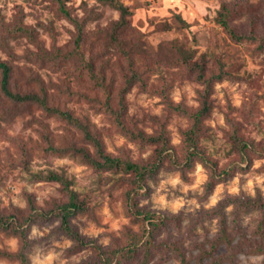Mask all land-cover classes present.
<instances>
[{"label": "rangeland", "instance_id": "obj_1", "mask_svg": "<svg viewBox=\"0 0 264 264\" xmlns=\"http://www.w3.org/2000/svg\"><path fill=\"white\" fill-rule=\"evenodd\" d=\"M62 1L73 17L84 23L87 46L95 40L104 42L97 40L104 38L101 31L111 27L120 16L98 0ZM119 1L129 7V24L135 31V39L146 50L159 52L181 45L195 50L191 61L198 64L192 72L174 59L166 64L159 61L147 73L150 85L134 87L126 96L130 128L148 134L165 129L171 147L180 154L182 130L190 121L184 113L171 110L168 102L180 103L194 112L206 100L211 106L204 121L209 132L200 145L208 164L216 163L217 171L227 172L210 189L208 167L196 161L191 169L182 172L165 157L164 165L150 176L137 200L141 210L170 220L156 237L163 248L149 264H179L176 254L165 242L175 244L186 252L191 264H198L197 253L209 248V242L218 234L217 212L222 207L230 223L239 218V226L248 239L261 240L254 232L261 213L257 208L264 204V41L236 43L216 18L222 5L228 4L230 25L239 34L254 32L258 38H264V0ZM177 15L188 26L183 27ZM18 25L31 28L33 37L8 32ZM76 29L53 0H0V43L5 47L0 45V61H13L18 67L16 74L23 82L32 75L63 91L73 90L78 96H71L68 101L61 97V102L101 131L106 151L123 160L149 166L159 158L161 147L133 141L118 131L95 103L82 101L81 97H98L86 74L70 65L59 67L45 57L57 47L73 48ZM117 57L118 54L109 53L98 66H104L107 74L118 80L123 74L131 73ZM138 66L141 71L149 68V54L139 60ZM223 73V80L211 81ZM79 94L82 95L78 100ZM8 108V104L0 108V212L13 214L20 220L35 211L45 214L29 228L30 264H81L92 257L91 250H77L75 243L59 230L58 219L48 212L66 201L59 183L38 177L50 171L63 173L86 199L90 213L74 218L72 223L87 240L108 248L126 243L130 234L140 233L142 224L126 213L127 190L120 181L121 174L96 171L80 157L67 152L72 141L58 120L49 119L43 128L37 109L15 108L13 113ZM50 131L52 138L46 137ZM244 144L248 147L241 153L240 146ZM50 145L59 147L62 155L51 153ZM18 248L17 238L0 233V249L17 251ZM225 251L222 246L214 255H225ZM0 264L19 263L0 257ZM223 264L229 263L223 261ZM232 264H264V254L244 250L236 253Z\"/></svg>", "mask_w": 264, "mask_h": 264}, {"label": "trees", "instance_id": "obj_2", "mask_svg": "<svg viewBox=\"0 0 264 264\" xmlns=\"http://www.w3.org/2000/svg\"><path fill=\"white\" fill-rule=\"evenodd\" d=\"M53 1L58 5L59 12L76 26V40L73 48L57 47L55 52L45 54V57L51 58L50 60L59 67L70 65L75 70L84 72L92 86V91L97 93L98 97L94 99L83 98L81 97L82 94H79L78 100L81 97L82 101L86 103H95L96 108H100L101 111L110 117L113 126L133 141L146 145H159L161 147L159 158H156L149 166H145L112 156L105 149L101 131L87 119L76 115L73 110L66 106L65 102H61V97H66L68 101L71 96H78L73 93V90L63 91L59 86L46 84L42 78L32 75L23 82L16 74L17 65L9 60L0 61V108L4 109L6 104H8L10 106L8 110L13 113L16 112L15 108L37 109L40 113L39 124L43 128L47 127L46 122L49 119L58 120L64 126L65 135L68 134L72 141V144L66 148L67 152H70L72 156L80 157L96 171H111L121 174L120 181L127 190L125 196L126 213L142 224V230L140 233L130 234L126 243L108 248H102L90 242L73 225V219L89 214L90 207L86 199L81 197V193L72 187L73 183L69 178L63 173L54 171L48 172L46 176H38L42 180L59 183L62 187L66 201L48 212L58 219L59 230L75 243L77 250L92 251L90 261L81 264H149L155 253L160 248H163L162 242L157 243L156 237L170 220L169 217L157 215L149 210H141L137 200L142 195L141 190L147 186L150 176L155 175L164 165L167 160L165 157L168 156L171 159L170 161L176 165V168L182 172L191 169L196 161L202 163L204 167H208L209 178L207 186L210 189H213L219 182L221 175L227 172L226 170L217 171L218 164L216 163L208 164V158H206L204 149L200 145L202 139L208 137L207 133L209 132L204 123L211 112V106L208 101L203 100L202 106L194 112L189 111L186 106L180 103L168 102L171 110L177 113H184L190 121L189 126L182 130V149L181 153L178 154L177 150L173 146L171 147V141L165 129L160 128L155 134H148L144 130L135 131L130 128L131 122L129 121L126 96L134 87L141 86L146 88L150 85V78H147V73L154 70L159 61L162 64H166L176 60L179 66H186L190 71H195L198 68V64L195 61H191L194 58L195 50L192 48L187 49L177 44L159 52L146 50L144 44L137 42L135 39V31L129 24L128 17L131 15L129 7L119 0H98L102 4L116 10L120 16L118 20L111 23V27L101 31V35L103 34L104 38L100 39L98 37L97 40H104V42L96 43L95 40L87 46L88 32L85 30L84 23L80 24V19L72 16L62 0ZM230 17L231 8L228 4H223L218 12L216 21L234 42L240 43L258 39L264 41V38H258L254 32L239 34L230 25ZM177 19L183 27L188 26L180 15H177ZM13 31L9 30L8 32H11L12 35L20 34L33 37V31L27 26H15ZM0 45L5 49L2 42ZM6 47L8 48V45ZM97 48L101 49L100 52L96 51ZM6 50L8 54H12L11 49L8 48ZM113 52L118 54L119 62L125 63L124 65L131 73L130 75L123 74V78H118L117 80L107 74L104 66H98L99 61L103 59L102 57ZM148 54L149 68L141 71L138 66L139 60L147 57ZM154 57L157 59L156 61L153 60ZM201 72L203 71L201 70ZM79 75L81 76L82 74L79 73ZM224 78L225 74L223 73L214 76L211 81L219 82ZM46 137L52 138L51 131L47 133ZM50 146H52L51 153L62 155L59 147ZM247 147L246 144H244V147L240 146V152L244 153ZM171 148L172 150L170 151ZM253 148L256 147L253 146ZM163 154H165L164 157L162 156ZM245 206L251 207L252 205L246 204ZM257 209L261 213H258L260 220L255 226L254 235L260 236L261 240L252 241L248 239L250 237L240 228L239 218L235 219V223H230L223 207L220 208L217 212L218 234L209 242V248H202L197 253L196 261L198 264H223V261H228L229 264H232L236 259V253L244 250L246 253L255 255L264 254V204ZM34 213L32 216L20 220L13 214L6 215L2 211L0 212V233L13 236L19 241L17 251L0 249L1 258L16 260L19 264H30L27 254L29 228L37 219L45 216V214L38 211ZM164 245L176 254L179 264H191V259L187 257L186 252L175 246V244L165 242ZM222 246L226 248L225 255L217 257L214 254Z\"/></svg>", "mask_w": 264, "mask_h": 264}]
</instances>
